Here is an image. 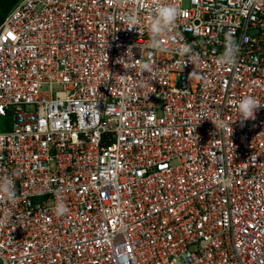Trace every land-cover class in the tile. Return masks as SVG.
I'll list each match as a JSON object with an SVG mask.
<instances>
[{
	"label": "built area",
	"instance_id": "1",
	"mask_svg": "<svg viewBox=\"0 0 264 264\" xmlns=\"http://www.w3.org/2000/svg\"><path fill=\"white\" fill-rule=\"evenodd\" d=\"M169 2L185 15L163 47L191 58L150 61L145 0H19L4 18L0 176L20 175L0 264H264V107L243 124L236 107L264 104V0Z\"/></svg>",
	"mask_w": 264,
	"mask_h": 264
},
{
	"label": "clouds",
	"instance_id": "2",
	"mask_svg": "<svg viewBox=\"0 0 264 264\" xmlns=\"http://www.w3.org/2000/svg\"><path fill=\"white\" fill-rule=\"evenodd\" d=\"M145 3L147 10L151 13L150 22L148 24V32L150 35V48L153 51L149 52L150 61L154 56V53L158 51H174L178 55L191 58L193 55L191 45H183L177 49H166L163 47L162 43V37L169 32L177 20L185 15V13L174 3H170L169 0H145ZM126 22L130 26L129 29L137 27L138 16L130 13ZM126 55L129 59H131L134 55L131 51V47L126 52ZM233 60L234 53L226 54L225 56L219 58V62L222 64L232 63ZM120 62H122V60ZM141 68L142 73L147 72L149 74L146 79H151L154 72L153 64L151 62H144L141 64ZM236 107L239 112V121L243 124L249 119H255V113L258 109L264 107V104H261L257 97L244 95L239 100ZM213 122L216 125L215 121ZM19 175V171L13 170L10 175L0 176V201L9 203L18 200L19 197L16 192L14 177H18ZM68 211L69 209L67 205L62 200H58L54 208L56 215L61 216L66 214Z\"/></svg>",
	"mask_w": 264,
	"mask_h": 264
},
{
	"label": "trees",
	"instance_id": "3",
	"mask_svg": "<svg viewBox=\"0 0 264 264\" xmlns=\"http://www.w3.org/2000/svg\"><path fill=\"white\" fill-rule=\"evenodd\" d=\"M19 0H0V25Z\"/></svg>",
	"mask_w": 264,
	"mask_h": 264
},
{
	"label": "rangeland",
	"instance_id": "4",
	"mask_svg": "<svg viewBox=\"0 0 264 264\" xmlns=\"http://www.w3.org/2000/svg\"><path fill=\"white\" fill-rule=\"evenodd\" d=\"M12 117L7 115L5 117H0V133H5L11 130L12 128Z\"/></svg>",
	"mask_w": 264,
	"mask_h": 264
}]
</instances>
